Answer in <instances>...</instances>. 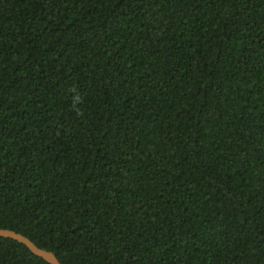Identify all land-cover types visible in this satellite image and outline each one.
Masks as SVG:
<instances>
[{"label": "trees", "instance_id": "16d2710c", "mask_svg": "<svg viewBox=\"0 0 264 264\" xmlns=\"http://www.w3.org/2000/svg\"><path fill=\"white\" fill-rule=\"evenodd\" d=\"M0 229L264 264V0H0ZM0 264L48 263L0 237Z\"/></svg>", "mask_w": 264, "mask_h": 264}, {"label": "water", "instance_id": "95a60500", "mask_svg": "<svg viewBox=\"0 0 264 264\" xmlns=\"http://www.w3.org/2000/svg\"><path fill=\"white\" fill-rule=\"evenodd\" d=\"M0 237L11 239L24 245L33 255L44 260L48 264H60L52 252L39 248L30 239L20 233L12 230L0 229Z\"/></svg>", "mask_w": 264, "mask_h": 264}]
</instances>
